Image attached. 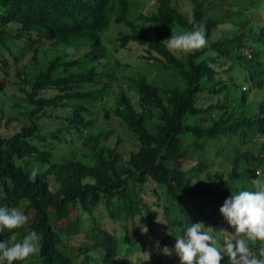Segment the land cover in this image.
I'll return each instance as SVG.
<instances>
[{"label": "trees", "instance_id": "1", "mask_svg": "<svg viewBox=\"0 0 264 264\" xmlns=\"http://www.w3.org/2000/svg\"><path fill=\"white\" fill-rule=\"evenodd\" d=\"M263 11L264 0H0V93L11 87L14 99L7 117L0 109V128L5 118L13 129L0 134V207L29 217L0 242L41 237V251L14 264H172L161 249L196 222L223 246L234 229L220 208L255 190L264 170V140L254 142L264 137ZM197 25L208 40L201 51L173 54L162 42ZM126 52L179 82L116 76L110 61L126 67ZM96 112L121 132L95 130ZM75 140L82 158L53 159ZM101 206L119 230L105 228Z\"/></svg>", "mask_w": 264, "mask_h": 264}, {"label": "clouds", "instance_id": "2", "mask_svg": "<svg viewBox=\"0 0 264 264\" xmlns=\"http://www.w3.org/2000/svg\"><path fill=\"white\" fill-rule=\"evenodd\" d=\"M162 42L173 54H194L208 47L203 25L179 34L172 29L171 37ZM74 51L71 47L66 49L69 56ZM209 55L215 56L216 53L210 51ZM38 172L39 169L34 167L30 179L35 180ZM256 175L258 178L253 182L255 190L231 194L220 208L225 222L234 229L230 238L223 239V246L221 239L213 235L217 231L206 227L203 222H196L186 227L183 235H175L174 247L164 246L162 253L168 257L175 254L180 264H221L224 254L229 257L230 264H264V170L257 171ZM28 221L29 217L21 208L0 207V233L23 228ZM141 231L146 234L148 228L142 226ZM40 241V235L33 230L20 242H15V239L11 243L0 242V262L14 264L26 261L41 251Z\"/></svg>", "mask_w": 264, "mask_h": 264}, {"label": "rangeland", "instance_id": "3", "mask_svg": "<svg viewBox=\"0 0 264 264\" xmlns=\"http://www.w3.org/2000/svg\"><path fill=\"white\" fill-rule=\"evenodd\" d=\"M138 12V10H135ZM134 11V14L137 12ZM264 13V11H263ZM134 49H138L139 51L142 52V49L140 47H137ZM126 55L129 56V58H123V64L127 65L126 67L124 66H121V67H118L116 64H113V60L110 61V63L114 66V74L118 77H123L124 75L126 74H134L135 72H138V71H146L147 73L150 74V77L154 80H156L157 82L165 79L166 77H170L171 79H175L177 81V77L175 76H172V74H169L170 72V69H167L165 72L164 70H161L163 69L162 68V65L157 63L156 65L154 64H151L149 63L148 61L145 62L143 61L142 63L141 62H137V64L134 63V60H138V55H135V54H131L129 52H126ZM160 68V69H159ZM179 81L177 82H174V83H178ZM243 88V86H242ZM13 92V88L11 87H8L5 89V91L3 93H0V109L3 110L4 112V116L7 117L10 113V111L12 110V103L14 102V99L12 98V93ZM17 95H20L19 93H17ZM209 95V94H208ZM200 101L204 104V105H207L209 102L213 101V98L211 97V95L209 96H204L202 99H200ZM97 116L95 118L96 120V123H95V130H100V129H103V128H106V129H109V128H114L116 129L118 132H121V127L119 126V123H118V120L116 119H109L107 122H111L110 125L111 126H107L106 123H104V114L101 113V112H96ZM4 121H5V118L2 119V122H1V128H0V134L1 135H6L8 133H11L12 132V128L9 127L8 129H6L7 127L4 126ZM14 125L16 122H12ZM261 138V139H260ZM256 140L254 142H256L258 139L260 140H264V137H259V136H256L255 138ZM127 147L131 148V145H127ZM54 155H53V159L54 160H61L64 156H74V153L76 152V155L77 157H80L82 158V153L84 151V148L81 144V142L79 140H75L73 143L72 142H68L66 144H63V145H57L55 148H54ZM227 165L229 163L225 162ZM33 168H31L32 170ZM50 179H52V177H50ZM150 187L151 188H154L155 185L154 184H150ZM146 202L148 203H151L152 199L149 198V194L145 195L144 196ZM150 200V201H149ZM161 206L160 205H157V206H153V208L157 211L158 215L156 216L157 219H160V218H163V215H162V212L161 211ZM97 216L98 218L101 219V217L103 216V221H104V226L105 228H107L109 231H114V230H119V226L116 225V224H112L110 220H108L106 218V212H105V208L103 206L99 207V210L97 211ZM224 219V218H223ZM222 223H225L227 226H229L225 220L222 221ZM90 224L84 222L83 226H82V234H80V237H77V238H72L73 242L75 240H79V239H82V237L84 236L83 233L84 231L86 230V228L89 226ZM226 230V229H225ZM227 233V232H226ZM142 239L143 241L148 244V239L146 236H142ZM134 248V247H133ZM120 251V254L123 256V257H127V259L129 258V255L127 256V254L125 253V251L120 248L119 249ZM149 254H150V250L147 251ZM175 260L177 259L176 255L175 256H172ZM146 262L149 261L148 257L146 258ZM175 260H171L172 264H177L176 262H174Z\"/></svg>", "mask_w": 264, "mask_h": 264}]
</instances>
